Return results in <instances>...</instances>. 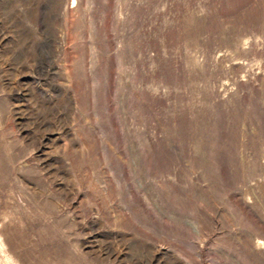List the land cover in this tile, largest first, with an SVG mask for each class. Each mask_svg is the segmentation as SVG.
<instances>
[{
    "label": "rangeland",
    "instance_id": "rangeland-1",
    "mask_svg": "<svg viewBox=\"0 0 264 264\" xmlns=\"http://www.w3.org/2000/svg\"><path fill=\"white\" fill-rule=\"evenodd\" d=\"M0 264H264V0H0Z\"/></svg>",
    "mask_w": 264,
    "mask_h": 264
}]
</instances>
